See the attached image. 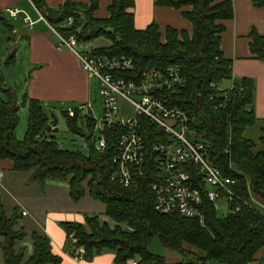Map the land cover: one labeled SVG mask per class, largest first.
<instances>
[{
    "label": "trees",
    "instance_id": "1",
    "mask_svg": "<svg viewBox=\"0 0 264 264\" xmlns=\"http://www.w3.org/2000/svg\"><path fill=\"white\" fill-rule=\"evenodd\" d=\"M42 17L63 35L74 33L78 42L103 37L109 45L90 50L107 57L129 56L141 67L179 66L183 85L170 101L186 109L193 117V127L207 146L209 159L223 175L234 180L235 198L226 202L223 216L216 213L213 202L201 191L200 209L204 221L187 218L177 212L160 213L154 209L153 155L147 152L141 173L136 172L129 185L112 179V161L117 131L105 132V147L99 151L89 140L93 120L76 110L66 118L68 129L83 137L87 152L59 147L53 135V123L40 101L26 98L27 117L24 134L17 138L20 104L13 88L6 86L0 70V157L12 161V170L29 172L28 181L43 186L46 180L66 182L68 195L77 202L85 192L104 205L102 219L98 214L85 215L83 222L61 221L60 225L72 242L71 255L84 260L103 251L112 252L116 264H250L264 250V210L253 197L264 199V116L260 119L257 140L244 136L253 125L255 84L250 77L232 80V61L220 49L222 20L232 17L231 0H155L157 6L181 8L191 31L170 26L161 32L155 23L143 29L133 25V0H110L108 16L93 15L97 0L89 4L63 0L50 8L45 0H31ZM264 6V0H251ZM71 17V23L65 21ZM2 24L10 31L11 21L0 14ZM248 49L256 59L264 61V35L251 29ZM14 61V50L4 60ZM232 80L231 88H223V80ZM25 101V102H24ZM75 107V106H74ZM76 108V107H75ZM20 214L14 208L7 216L0 200V264H58L60 257L51 250L49 237L23 227L16 228ZM157 237L160 244L174 252L178 260L170 262L163 255L148 250ZM72 238L74 240H72ZM30 240L31 252L26 253ZM82 247L83 253L76 254ZM264 264V255L260 257Z\"/></svg>",
    "mask_w": 264,
    "mask_h": 264
},
{
    "label": "crops",
    "instance_id": "2",
    "mask_svg": "<svg viewBox=\"0 0 264 264\" xmlns=\"http://www.w3.org/2000/svg\"><path fill=\"white\" fill-rule=\"evenodd\" d=\"M71 1L86 4L90 2V0ZM154 1L133 0L130 10L135 28L143 29L148 24L155 23L161 32L167 26L191 31L190 22L182 16V11L189 10L190 6L181 8L157 6ZM62 2L63 0H45L50 8H57ZM109 2L110 0H97L94 17H107ZM231 3L232 17L222 20L224 30L220 33V49L223 56L232 61V80L243 76L254 80L253 109L257 120L245 129L244 136L257 140L260 135V119L264 116V61L250 54L248 33L254 29L264 35V6H255L251 0H231ZM7 6L19 9L15 19L10 18L5 11ZM0 14L12 23V29L8 31L0 20V70L6 86L16 92L20 104L18 117L20 114L23 117L24 113L27 117L26 103H22L23 96L39 100L47 114L55 105L78 106L86 101L91 102L93 79L80 67L73 51L56 46L57 38L50 29V24L31 0H0ZM25 15L29 17L31 25L24 22ZM91 42L90 50L109 45V41L103 37L95 38ZM79 44L80 42L77 44V49L89 51ZM12 50H14V61L5 64L4 60ZM232 80H223L220 86L228 88ZM251 129L257 131L255 138L247 136ZM22 133L23 126L19 129L17 124L16 137L20 138ZM28 176L29 172L12 170V161L9 158L0 157V200L7 216L17 208L20 216L16 228L23 227L28 236L32 231L45 233L50 239L52 252L60 257L58 264H116L113 253L109 251L96 254L89 260L71 255L72 242L66 236L60 222L84 221L87 212L79 209L84 195L77 202H73L68 195L66 182L46 180L43 186H39L30 183ZM253 200L264 210V199L253 197ZM100 213H103V209ZM91 214L95 213L91 212L88 215ZM101 218L104 219L102 216ZM23 244L26 245V253L29 254L30 240L27 239ZM262 255L264 250L258 251L256 260L250 264H261ZM178 259L175 257L167 260L174 262ZM1 260L0 253V263Z\"/></svg>",
    "mask_w": 264,
    "mask_h": 264
},
{
    "label": "built area",
    "instance_id": "3",
    "mask_svg": "<svg viewBox=\"0 0 264 264\" xmlns=\"http://www.w3.org/2000/svg\"><path fill=\"white\" fill-rule=\"evenodd\" d=\"M5 11L15 19L19 9L7 6ZM23 20L28 25L32 23L27 15ZM71 21L68 17L65 26ZM50 29L57 38L56 46L73 51L80 67L97 82L102 101L99 120L93 116L89 101L65 110L68 116H73L76 110L84 109L91 116L93 127L88 138L99 151L106 144L105 132L117 131L112 179L129 185L135 173H141L149 152L153 155L154 166L150 186L154 209L158 212H177L203 224L198 180L203 183L205 195L215 207L219 199L226 203L235 198L234 180L223 175L209 159L207 146L193 127V117L170 101V96L183 85L178 65L138 67L129 56L107 57L79 50L74 33L65 36L54 26L50 25ZM119 98L129 102L131 113L120 110ZM95 130L100 133L97 139ZM83 251L78 247L75 252L81 254ZM129 264H136V259Z\"/></svg>",
    "mask_w": 264,
    "mask_h": 264
},
{
    "label": "rangeland",
    "instance_id": "4",
    "mask_svg": "<svg viewBox=\"0 0 264 264\" xmlns=\"http://www.w3.org/2000/svg\"><path fill=\"white\" fill-rule=\"evenodd\" d=\"M91 41L86 42H80L79 46L83 47L85 49H88L90 51L91 47ZM118 104L120 107V110L124 113H131L132 108L129 102L126 100L118 99ZM75 105H55L51 112H49L50 119L52 118L50 115L53 114L56 118V123L52 126L54 127L53 135L55 137V140L59 147L69 149V150H79L83 153L87 152L86 143L82 136H80L77 133H74L70 131L66 125V118L61 112L62 110L70 107H74ZM77 107V106H76ZM91 110L92 114L96 119H100L102 115V101L98 93V85L95 79L92 81V95H91ZM86 110L82 109L79 111V115H85ZM53 119V118H52ZM51 119V120H52ZM19 129L23 126V133L21 134L20 138L23 136L25 127H26V114L24 113L23 117L22 114L19 115ZM256 126V125H255ZM257 131L255 129H251L248 131L247 136L251 138L256 137ZM99 131L95 130L94 135L96 136V139L99 137ZM104 205L93 198H91L86 192L84 193L83 198L81 199V203L79 205L80 210H85L88 214L95 213L98 215H101L105 219H107L103 213L101 214L100 211L104 210ZM227 211L226 203L223 199H219L216 201V213L219 216H223ZM148 250L163 255L167 259H172L175 257H178L176 253L170 251L169 249L163 247L157 237L153 238L151 242L148 245Z\"/></svg>",
    "mask_w": 264,
    "mask_h": 264
},
{
    "label": "water",
    "instance_id": "5",
    "mask_svg": "<svg viewBox=\"0 0 264 264\" xmlns=\"http://www.w3.org/2000/svg\"><path fill=\"white\" fill-rule=\"evenodd\" d=\"M50 116L53 118V119H52V120H53L52 123H53V125H54V124L56 123V118L54 117L53 114H51Z\"/></svg>",
    "mask_w": 264,
    "mask_h": 264
}]
</instances>
